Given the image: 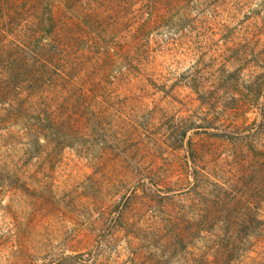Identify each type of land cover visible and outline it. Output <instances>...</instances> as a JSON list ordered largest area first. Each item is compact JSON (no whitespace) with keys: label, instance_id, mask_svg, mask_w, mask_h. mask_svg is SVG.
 I'll return each instance as SVG.
<instances>
[{"label":"rangeland","instance_id":"1","mask_svg":"<svg viewBox=\"0 0 264 264\" xmlns=\"http://www.w3.org/2000/svg\"><path fill=\"white\" fill-rule=\"evenodd\" d=\"M264 0H0V264H264Z\"/></svg>","mask_w":264,"mask_h":264},{"label":"trees","instance_id":"2","mask_svg":"<svg viewBox=\"0 0 264 264\" xmlns=\"http://www.w3.org/2000/svg\"><path fill=\"white\" fill-rule=\"evenodd\" d=\"M264 87V71L258 74L253 81L245 86L244 98L248 101H257L262 98Z\"/></svg>","mask_w":264,"mask_h":264}]
</instances>
